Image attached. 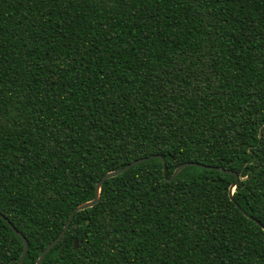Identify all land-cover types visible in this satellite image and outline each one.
<instances>
[{
    "label": "trees",
    "instance_id": "16d2710c",
    "mask_svg": "<svg viewBox=\"0 0 264 264\" xmlns=\"http://www.w3.org/2000/svg\"><path fill=\"white\" fill-rule=\"evenodd\" d=\"M262 131L264 0H0V214L24 264L145 154L165 176L105 180L41 264H264ZM185 162L212 168L167 181ZM22 250L0 217V264Z\"/></svg>",
    "mask_w": 264,
    "mask_h": 264
},
{
    "label": "water",
    "instance_id": "95a60500",
    "mask_svg": "<svg viewBox=\"0 0 264 264\" xmlns=\"http://www.w3.org/2000/svg\"><path fill=\"white\" fill-rule=\"evenodd\" d=\"M152 158H157V159H160L161 162H162V170H163V175L165 176V166H166V163L163 159L162 156L160 155H150L148 157H143V158H139V159H136L132 162H130L129 164H127L125 167L123 168H120L118 170H115V171H112V172H108L106 173L97 183L100 185V188H101V185L102 183H100L101 180H103V182L107 179H110V178H113L117 175H120L122 174L123 172H125L126 170L130 169L131 167L135 166V165H138L139 163H142V162H145L149 159H152ZM190 166H195V167H202V168H212V167H208V166H205V165H202V164H199V163H195V162H185V163H182L180 164L175 170L174 172L172 173L171 177L166 179L167 181H172L176 178V176L178 175V173L183 170L185 167H190ZM217 170L221 171V172H224V173H231V174H235L233 173L232 171L230 170H225V169H221V168H217ZM237 181H238V177H236V180H235V185H237ZM233 184V185H234ZM95 185V186H96ZM231 185V187L233 186ZM230 187V188H231ZM94 197H95V189H94ZM90 200V201H87V202H84V203H81L79 205H77L69 214L68 218H67V221L65 222L61 232L59 233V235L52 241L50 242L44 249L43 251L41 252V254L39 255L38 257V260L36 262V264H41L45 255L61 240V238L64 236L68 226H69V223L74 215V213L76 212H79L81 210H85V209H88V208H91L93 207L98 201H95V199ZM231 201H233V197L231 196L230 197ZM91 202V203H90ZM242 212H244L242 209H241ZM0 217L7 223V225L12 229V231L17 235L19 236L21 239H22V242H23V250H22V253H21V257H20V260H23V264H24V256L26 254V251L24 250V246L27 245L28 247V242L27 240L25 239V237L22 235L21 232L17 231L15 229V227L9 222V220L7 218H5L3 215L0 214ZM249 219H253L251 216H248ZM254 221L256 222L257 225L261 226L263 229H264V226L261 225V223L254 219ZM78 247V243L77 241L75 240L74 241V248H77ZM20 262V261H19Z\"/></svg>",
    "mask_w": 264,
    "mask_h": 264
},
{
    "label": "snow or ice",
    "instance_id": "6c2138e0",
    "mask_svg": "<svg viewBox=\"0 0 264 264\" xmlns=\"http://www.w3.org/2000/svg\"><path fill=\"white\" fill-rule=\"evenodd\" d=\"M261 135L264 136V131L261 132ZM147 139H148L147 137L144 138V140H147ZM129 143H130V142H129ZM129 143H125V148H128V147H129ZM131 147H133V148H139V150H140L141 152H143L144 149L146 148V144H145L143 141H141V142H138V143H131ZM145 155H146V157H147V154H145ZM166 167H167V166H165V170H166ZM100 183H103V180H101ZM237 183H238V182H237ZM235 187H236V185L234 184V185L229 189V196H230V197L233 195V192L235 191ZM100 195H101L100 185L97 184V185L95 186V197H94L95 201H99V199H100ZM90 203H91V202H90ZM24 250L27 251V245L24 246ZM19 264H23V260H20Z\"/></svg>",
    "mask_w": 264,
    "mask_h": 264
}]
</instances>
